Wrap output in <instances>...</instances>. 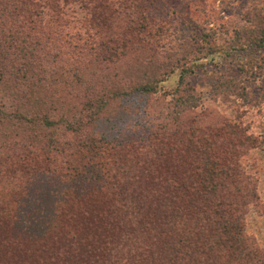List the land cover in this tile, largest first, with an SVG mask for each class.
<instances>
[{
  "label": "trees",
  "instance_id": "1",
  "mask_svg": "<svg viewBox=\"0 0 264 264\" xmlns=\"http://www.w3.org/2000/svg\"><path fill=\"white\" fill-rule=\"evenodd\" d=\"M178 4L0 0V264H264V0Z\"/></svg>",
  "mask_w": 264,
  "mask_h": 264
},
{
  "label": "rangeland",
  "instance_id": "2",
  "mask_svg": "<svg viewBox=\"0 0 264 264\" xmlns=\"http://www.w3.org/2000/svg\"><path fill=\"white\" fill-rule=\"evenodd\" d=\"M166 5L172 6L171 8H174V10H177V12L180 14V16H184L185 12L188 11V10H185V8H182V6L180 4H178V0H164V6H166ZM234 9L232 8L233 12L236 10V9L235 10ZM69 11L74 12V13L68 12V15L70 17L74 16L76 18L77 17L79 18L82 15L80 9H78L75 5L71 6ZM217 11H218L217 4H213V7H210L208 9L207 14H208L209 20L212 21V19H216L215 14L217 13ZM188 13L190 15H192L194 18H196L197 20H202V19L206 18L200 14L196 15V14L190 13L189 11H188ZM236 15H238V16H236ZM236 15L234 13V14H232V16L223 17L220 22H225L226 26L228 28H230L236 23V19H238L240 13L238 12V13H236ZM180 22H181V20H180ZM216 22H218V20ZM171 26H175V28L179 27L177 25V23H173V24H171ZM177 30H179V29H177ZM177 30H175V31H177ZM179 32H180V30H179ZM211 69H217L220 72H223L224 74H226L227 76H234L232 65H229L227 60L219 58V60L215 59V60L211 61L210 63L206 64L205 69H201V70L196 71L190 77V82L193 85L195 91L199 92L201 100L204 101L206 105L214 106L215 108L222 110L223 105L220 108V105L217 103V101H213L211 99L210 94H209L210 92L208 90V85L206 84L207 77L205 76V71H209ZM172 77L175 78L174 75ZM172 84H173L172 79L170 78V80L164 84V88L165 87L169 88ZM252 112H254V110ZM256 175H257V190L259 192L260 197L264 201V166L260 168V170L257 172ZM245 223H246L245 229H246L247 233H249L250 235L253 236L256 244L259 247H264V217L259 216L255 213L251 212L249 215H247Z\"/></svg>",
  "mask_w": 264,
  "mask_h": 264
}]
</instances>
